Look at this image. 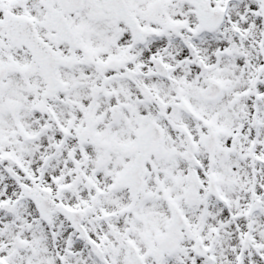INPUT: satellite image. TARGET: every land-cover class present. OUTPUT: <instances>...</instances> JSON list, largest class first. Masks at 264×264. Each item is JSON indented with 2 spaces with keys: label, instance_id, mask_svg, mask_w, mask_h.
Wrapping results in <instances>:
<instances>
[{
  "label": "snow or ice",
  "instance_id": "6c2138e0",
  "mask_svg": "<svg viewBox=\"0 0 264 264\" xmlns=\"http://www.w3.org/2000/svg\"><path fill=\"white\" fill-rule=\"evenodd\" d=\"M0 264H264V0H0Z\"/></svg>",
  "mask_w": 264,
  "mask_h": 264
}]
</instances>
